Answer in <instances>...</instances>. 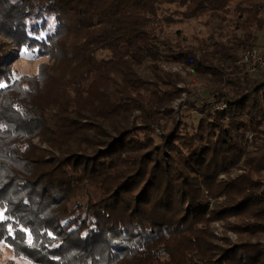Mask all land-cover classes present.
<instances>
[{"label":"trees","instance_id":"1","mask_svg":"<svg viewBox=\"0 0 264 264\" xmlns=\"http://www.w3.org/2000/svg\"><path fill=\"white\" fill-rule=\"evenodd\" d=\"M201 18L226 29L166 34ZM261 37L264 0H0V242L36 264H264V69L237 54ZM24 49L56 78L43 111Z\"/></svg>","mask_w":264,"mask_h":264},{"label":"rangeland","instance_id":"2","mask_svg":"<svg viewBox=\"0 0 264 264\" xmlns=\"http://www.w3.org/2000/svg\"><path fill=\"white\" fill-rule=\"evenodd\" d=\"M166 8V7H165ZM178 16H174L173 19H177ZM220 26V27H219ZM226 29V24H221L215 19H211L208 22H206V18H201L197 20H187V21H180L174 24H170L166 26L165 31L166 34L173 38L174 34L177 31H180L182 35L187 39L188 43H195V37L201 36L205 37L206 35L210 33H215V35H219L220 32ZM222 34V33H221ZM262 40L260 42V45L264 44V37H261ZM243 51H239L237 54H242ZM50 63L46 57L38 58L36 52H31L28 50H22L18 60H16L12 64V70L16 73L18 77L26 76L28 78H36L38 79L34 80L32 82V85H30L29 92L27 94V97L21 98L22 102L29 103L33 106H35L38 111H43V108L45 104L50 100L54 88L56 85V78H51L48 76L47 73H44V70L39 68L40 65ZM168 69L171 68V70L176 71L179 70L176 66H169ZM180 71V70H179ZM181 74L185 75V71H182ZM179 87L183 88L185 87V83H182L179 85ZM201 88V89H200ZM204 87L201 85V83H197L190 86V92L191 94L196 93L197 95H201L197 92V90H203ZM17 91L13 93V95H17ZM205 94H202V97H204ZM191 97V96H190ZM195 98V97H192ZM182 99L187 100L189 99L187 93L182 94ZM196 103H200V99H195ZM181 99L176 100L172 104V109L176 111V109L183 104L184 102ZM181 102V103H180ZM175 117V114H174ZM170 123H167V126H169ZM33 144H37V139H34ZM262 183L264 184V176H262ZM3 218V213L0 210V220ZM212 226L217 230V232L221 231L220 224L218 222L212 223ZM216 232V233H217ZM229 236L232 238V240H235V235L232 233H229ZM36 264L33 263L31 260L27 259L26 257H23L21 255H15L12 247L8 245L5 242H0V264Z\"/></svg>","mask_w":264,"mask_h":264},{"label":"built area","instance_id":"3","mask_svg":"<svg viewBox=\"0 0 264 264\" xmlns=\"http://www.w3.org/2000/svg\"><path fill=\"white\" fill-rule=\"evenodd\" d=\"M238 65L246 74L259 76L264 69V47L262 49H252L240 54ZM214 108L223 110L225 105L220 100L215 103Z\"/></svg>","mask_w":264,"mask_h":264}]
</instances>
